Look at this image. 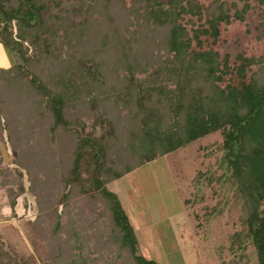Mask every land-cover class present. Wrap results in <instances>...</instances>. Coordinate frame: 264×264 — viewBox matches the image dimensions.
Wrapping results in <instances>:
<instances>
[{
	"label": "trees",
	"instance_id": "obj_1",
	"mask_svg": "<svg viewBox=\"0 0 264 264\" xmlns=\"http://www.w3.org/2000/svg\"><path fill=\"white\" fill-rule=\"evenodd\" d=\"M0 38L21 59L0 70L20 174L7 192L13 210L35 197L46 264H156L108 185L192 144L185 208L209 224L238 205L226 249L264 264V0H0ZM73 200L92 215L77 225ZM29 262L0 244V264Z\"/></svg>",
	"mask_w": 264,
	"mask_h": 264
},
{
	"label": "rangeland",
	"instance_id": "obj_2",
	"mask_svg": "<svg viewBox=\"0 0 264 264\" xmlns=\"http://www.w3.org/2000/svg\"><path fill=\"white\" fill-rule=\"evenodd\" d=\"M20 61V56L0 38V70ZM3 135L0 136V244L27 257L29 264H46L42 260L45 249L39 247L38 252L33 244L34 239L44 244L31 225L39 215L35 197L27 192L18 199L15 209L11 208L7 189L15 185L20 174L16 152L7 133ZM198 150V144H192L108 185V190L125 206L139 255L156 264H256L252 251L234 256L226 249L224 225L240 213L238 205L230 202L223 216H215L209 224L205 222L202 203L195 202L191 208H185L182 194L197 199L191 187L190 171L199 165ZM21 171L28 189L29 176L26 170ZM85 203L84 200L70 202L64 209L63 221L71 218L75 225L79 224L80 211L85 212L83 218L92 216L90 209L83 210ZM212 205L213 201L209 200V206ZM59 210H63L62 205ZM199 223L203 228H199ZM53 225V216L45 215L42 230L48 231Z\"/></svg>",
	"mask_w": 264,
	"mask_h": 264
},
{
	"label": "crops",
	"instance_id": "obj_3",
	"mask_svg": "<svg viewBox=\"0 0 264 264\" xmlns=\"http://www.w3.org/2000/svg\"><path fill=\"white\" fill-rule=\"evenodd\" d=\"M125 207V206H124Z\"/></svg>",
	"mask_w": 264,
	"mask_h": 264
}]
</instances>
